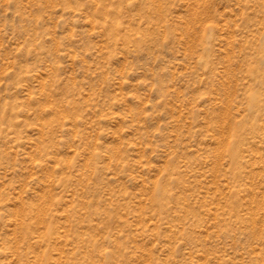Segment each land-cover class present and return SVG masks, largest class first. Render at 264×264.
<instances>
[{"label":"rangeland","instance_id":"obj_1","mask_svg":"<svg viewBox=\"0 0 264 264\" xmlns=\"http://www.w3.org/2000/svg\"><path fill=\"white\" fill-rule=\"evenodd\" d=\"M0 264H264V0H0Z\"/></svg>","mask_w":264,"mask_h":264}]
</instances>
